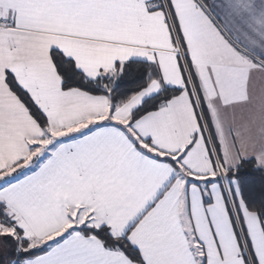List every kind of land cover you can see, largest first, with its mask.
Listing matches in <instances>:
<instances>
[{"label": "snow or ice", "instance_id": "obj_1", "mask_svg": "<svg viewBox=\"0 0 264 264\" xmlns=\"http://www.w3.org/2000/svg\"><path fill=\"white\" fill-rule=\"evenodd\" d=\"M0 264H264V0H0Z\"/></svg>", "mask_w": 264, "mask_h": 264}]
</instances>
